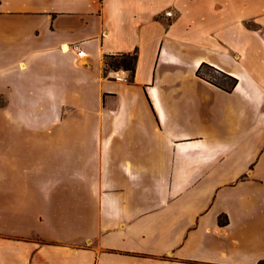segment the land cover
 <instances>
[{"label": "crops", "instance_id": "obj_1", "mask_svg": "<svg viewBox=\"0 0 264 264\" xmlns=\"http://www.w3.org/2000/svg\"><path fill=\"white\" fill-rule=\"evenodd\" d=\"M262 259L264 0H0V264Z\"/></svg>", "mask_w": 264, "mask_h": 264}, {"label": "trees", "instance_id": "obj_2", "mask_svg": "<svg viewBox=\"0 0 264 264\" xmlns=\"http://www.w3.org/2000/svg\"><path fill=\"white\" fill-rule=\"evenodd\" d=\"M137 60H138V50L136 49L132 52H120L117 54H108L105 57V64L107 68H114V69L124 68L128 70L130 72V78L131 80H133L135 76ZM206 66H210V65L206 64ZM210 67L212 69H215L212 66ZM220 73H222L225 77H228L231 80L230 84L228 85L220 84L209 78L207 79L212 82H215L216 84L220 85L226 90H231L236 84L237 79L234 76L229 75L225 72L220 71ZM198 74L202 76L200 69L198 70ZM219 220L221 223H225L227 221V218L220 216ZM257 264H264V259L260 260Z\"/></svg>", "mask_w": 264, "mask_h": 264}, {"label": "rangeland", "instance_id": "obj_3", "mask_svg": "<svg viewBox=\"0 0 264 264\" xmlns=\"http://www.w3.org/2000/svg\"><path fill=\"white\" fill-rule=\"evenodd\" d=\"M202 74L207 78L218 82L220 84L228 85L230 84L231 80L228 77H225L222 73L215 71L210 66H205Z\"/></svg>", "mask_w": 264, "mask_h": 264}, {"label": "built area", "instance_id": "obj_4", "mask_svg": "<svg viewBox=\"0 0 264 264\" xmlns=\"http://www.w3.org/2000/svg\"><path fill=\"white\" fill-rule=\"evenodd\" d=\"M166 15H167V16H172V15H173V12L170 11V10H169V11H166ZM119 71H120V70H119ZM119 71H117V72H119ZM121 71H122L123 73L125 72V71L122 70V69H121ZM116 78H118V79H122V80H125V79H126V76H125L124 74H123V75H122V74H121V75H120V74H117V75H116Z\"/></svg>", "mask_w": 264, "mask_h": 264}]
</instances>
